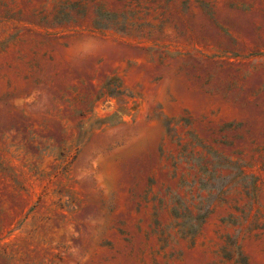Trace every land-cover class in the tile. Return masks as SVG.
I'll return each instance as SVG.
<instances>
[{"label":"rangeland","instance_id":"obj_1","mask_svg":"<svg viewBox=\"0 0 264 264\" xmlns=\"http://www.w3.org/2000/svg\"><path fill=\"white\" fill-rule=\"evenodd\" d=\"M62 1L0 0V264H264V0Z\"/></svg>","mask_w":264,"mask_h":264},{"label":"trees","instance_id":"obj_2","mask_svg":"<svg viewBox=\"0 0 264 264\" xmlns=\"http://www.w3.org/2000/svg\"><path fill=\"white\" fill-rule=\"evenodd\" d=\"M161 0H112V7H108L101 0H94L88 3L86 0H63L58 5V11L56 17L60 15L61 18L65 19L68 16H85L91 20V27L95 31L104 33L106 30H112L113 32L128 34V35H139L146 34L150 35L151 31L155 28H160L162 23L155 24L152 20L148 19L147 14L149 10L156 9L157 7L163 6ZM172 0H165V2ZM167 2V3H168ZM60 7V8H59ZM70 8L74 10V13H70ZM200 8L206 13H210V7L204 1L200 2ZM166 13L165 10L154 12L152 18H156L158 14L163 17ZM141 34V35H142ZM144 47V46H143ZM146 53L148 47H144ZM93 86V84H91ZM98 96H112L117 97L122 103L126 102V96H132V93H126L124 88H121V82L118 81L117 77L105 79L102 87L97 90ZM27 128V126H24ZM169 127L168 130H170ZM61 170L66 169V165L62 162L58 165ZM1 196V195H0ZM2 198L0 197V203ZM32 209V207L30 208Z\"/></svg>","mask_w":264,"mask_h":264}]
</instances>
